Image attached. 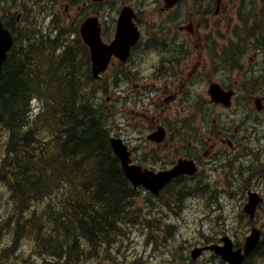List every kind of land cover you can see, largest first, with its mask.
<instances>
[{"label": "trees", "instance_id": "trees-1", "mask_svg": "<svg viewBox=\"0 0 264 264\" xmlns=\"http://www.w3.org/2000/svg\"><path fill=\"white\" fill-rule=\"evenodd\" d=\"M28 33L31 42L14 52L0 74V126L9 133L0 173L13 176L8 185L29 214L15 243H32L53 256L51 264H76L85 255L83 242L92 249L120 233L137 192L111 149L109 118L98 100L100 83L91 76L86 47L69 46L58 54L60 37ZM34 97L44 103L36 128L30 122ZM42 122L51 128L55 145L37 144ZM62 179L71 202L64 196L53 200L64 191ZM33 205L41 208L35 211Z\"/></svg>", "mask_w": 264, "mask_h": 264}, {"label": "flooded vegetation", "instance_id": "flooded-vegetation-1", "mask_svg": "<svg viewBox=\"0 0 264 264\" xmlns=\"http://www.w3.org/2000/svg\"><path fill=\"white\" fill-rule=\"evenodd\" d=\"M51 1L57 4L56 7L64 8L69 20H85L96 16L103 25L105 22L116 23L121 10L129 7L134 10L135 22L138 24H176L175 28L178 31L145 32L148 38L145 49L152 52L154 58L150 64H146V70L150 73L143 77V82L147 87L152 86L153 89L145 92L144 98L132 101L131 122L147 127L149 133L146 144L149 147L146 154L148 157L146 159L143 155L142 161L138 164L154 173H159L174 168L180 160H190L199 166L200 172L224 166L221 172L226 174L227 169L233 166L228 163L243 153L246 140L244 135L238 134L237 129L233 130L228 127V124H224L223 128L217 132H215L216 129H212L211 125L215 122L213 111H205V114H199L198 111L200 101L204 106L205 103L207 106L211 105L205 92L200 91L198 85L202 82L206 85L217 82L228 88L222 80H217L219 76L212 78L211 56L214 50L208 47L205 40L213 38L215 34L214 31H206L210 24L216 20L219 23H228L230 20V0ZM12 2H14L12 4L14 9L7 10L4 6H0V19L12 33H19L23 24L22 17L26 13L16 12L19 10L17 0H12ZM22 10L26 11V8ZM113 28L106 32L104 27L103 34L105 32L114 37ZM200 41L203 45L201 48L199 47ZM156 44L167 47L153 49V45ZM136 51H138V58L132 57V60L144 63L143 56H147L146 52L143 48ZM240 61L242 62L241 76L245 79L237 77L238 80L233 82V86L238 88V96L245 98L247 95L241 92L239 87L246 88V84L250 83V78L256 77L257 72L251 68V64L247 63L246 55L241 56ZM138 78H141V75ZM120 92L124 95L126 91L123 88L118 90V93ZM261 95L264 96V94ZM260 107L262 108L261 114H264V104ZM159 129L163 130L161 131L163 140L160 143L151 137ZM220 143L228 144L229 147L221 148ZM131 150L133 161L136 163L134 150ZM187 178L190 177H179L175 182H183ZM258 192L264 198L261 188H258ZM235 222L225 225L224 228L225 235L232 238L235 250L241 249L239 245L253 228H258L262 232L261 236L264 237V224L261 223L260 211L257 212L254 221L247 218L244 224ZM260 248L261 246L255 255Z\"/></svg>", "mask_w": 264, "mask_h": 264}, {"label": "rangeland", "instance_id": "rangeland-1", "mask_svg": "<svg viewBox=\"0 0 264 264\" xmlns=\"http://www.w3.org/2000/svg\"><path fill=\"white\" fill-rule=\"evenodd\" d=\"M232 6H237L232 3ZM247 14L252 16L254 12L259 11L261 14L264 13V1L260 0L259 4L250 3L246 6ZM238 12V8L236 9ZM236 12V13H237ZM264 18V16H259V18ZM259 18L257 20H259ZM51 22L48 21V24ZM238 23L237 19L232 21L231 24L224 26L223 28L220 27V24L215 23V33L225 32L227 29L238 28L235 32L240 33L243 31L241 28L237 27L236 24ZM68 27V25H64ZM110 24H105V27H109ZM77 24L72 23L70 24L69 30H76ZM145 29H148V24L144 25ZM166 32H173L175 31V26L169 25L167 28H164ZM220 31V32H219ZM233 34L230 35V38H233L235 35L234 30L232 31ZM227 42L228 39L223 40ZM213 47L214 48H223V42L221 39L213 40ZM262 51L259 50V56L256 57L255 65H252L253 68L260 74L264 75V50L260 47ZM223 57V55H220ZM154 56L153 53L146 57L147 64H150L153 60ZM251 58H254L251 56ZM251 62V61H250ZM235 72V71H234ZM227 72L226 70L220 72L218 75L222 78V81L226 85L233 86V82L237 81L238 78H243L241 74L237 72ZM109 72L105 77L108 82L105 84H101V94L98 96L99 102L103 105L105 111L107 112L108 119V129L109 132L112 134V137H120V133L126 130V134L121 136L124 140L127 141V144L130 146L131 149L134 150L136 164L142 161L143 155L146 156L148 153V146L147 144V137L149 135L148 128L142 125L133 124L131 122L132 118H128L130 113H121L119 106L122 104H126L125 101L127 98H123V101L117 100L113 102L112 100L117 98L115 94L112 92V83L110 80ZM212 74H210L211 76ZM259 83V82H258ZM257 83L259 88L262 87V84ZM264 83V82H263ZM200 83L198 87L201 85ZM249 84H246V87ZM133 90L132 87L126 90V94L130 93ZM206 90V89H205ZM238 102V101H237ZM249 103V102H248ZM199 105H201L202 109L199 110V114H205V107L204 104L200 101ZM129 106V110H130ZM212 105L208 104L206 110H212ZM34 111L36 113L39 111L38 103H34ZM214 111L218 112L221 115L234 114L235 110L231 112H224L214 109ZM257 116V115H256ZM120 126V127H118ZM122 127V128H121ZM253 127V125L248 126ZM122 129V131H121ZM254 132H251V136ZM8 135V134H7ZM6 137V130L0 127V143L2 148L0 147V158L3 156L4 150V142ZM148 156H146L147 159ZM8 163V162H7ZM249 163H246L248 166ZM227 177V175H226ZM64 180V179H63ZM208 178L204 180L206 182ZM65 181V180H64ZM66 183V182H65ZM248 183H243L242 185L247 186ZM253 184V183H252ZM242 185H236V181L230 179L229 184H225L224 182L219 184L216 188L218 195L212 194V200H208L205 197H202L200 190H196L192 195H187L183 185L180 187L172 188L168 192L172 194L178 195L182 192L188 196V199L182 200L179 203V206L176 204V200L169 195H165L160 200H156L153 196L150 197L149 194L144 190L141 189L139 196L135 202V209L137 216L131 217L128 221V226L118 234L114 240L105 245V246H97L94 248H89L87 244H85L86 256L80 261L78 264H186L189 262L191 251L195 248L200 241H205L206 238L204 237H212L217 238V235L222 234V229L224 228L225 221L221 217L220 213H225L228 217L231 216V210L235 208V206L229 205L230 200L235 190L229 191L230 188L236 189L240 192V188ZM200 186V185H199ZM66 189V188H64ZM229 192H232L230 197L224 198L223 196L227 195ZM165 193V194H166ZM199 193V194H198ZM0 194L3 195L4 198H10V195L5 188L4 185L0 186ZM69 194V193H68ZM177 195V196H178ZM236 195V194H234ZM69 198V197H68ZM151 198V199H149ZM236 204V198L232 197ZM239 201L241 198H239ZM220 202L223 203V206H219ZM10 203V210L7 209L10 213H6L10 218L15 211L13 202H7L2 197H0V208H2L5 204ZM218 207H222L224 210L223 212H218ZM264 210V206H263ZM21 214L20 210H17ZM239 210H237L238 215ZM264 212V211H263ZM147 215L151 218L150 222L146 219ZM20 216V215H19ZM19 216H15L9 220L15 221L16 218ZM264 216V213H263ZM230 223L231 220L227 219ZM241 220V217H237V221ZM236 223V222H235ZM2 222L0 223V229H2ZM3 231V230H2ZM6 233L8 230H4ZM0 257L3 251L6 252V255L3 258L7 260H1L0 264H49L48 258L40 254L38 250L35 249L34 245L26 243L25 246L20 247V251L17 253L16 260L12 261L13 255L16 254V251L10 252L7 248L11 242L10 237L8 234L0 232ZM211 239V238H210ZM208 261L210 264H221L218 260L211 259L209 254L204 256V259L200 264H206ZM264 264V263H263Z\"/></svg>", "mask_w": 264, "mask_h": 264}, {"label": "water", "instance_id": "water-1", "mask_svg": "<svg viewBox=\"0 0 264 264\" xmlns=\"http://www.w3.org/2000/svg\"><path fill=\"white\" fill-rule=\"evenodd\" d=\"M118 33L119 34L116 41L111 46H107L101 42L100 30L98 25L95 24V22L91 21L87 25V28L84 27L82 29V34L85 38V41L91 48L93 60V74L95 78H97L101 72L106 70L112 55L115 54L122 59H126L129 54L130 47L138 39V33L134 25L131 24V22H128L124 17L120 21ZM7 36V32L3 31V28L0 24V42L6 41ZM4 58L5 53H0V66ZM212 93L216 94L217 88H213ZM111 144L114 153L118 156L121 161L124 172L128 179H130V181H132L135 186H138L139 184L150 186V184L147 182V176H145V174L140 171L141 169L130 165V153L127 147L123 144V142L120 139L112 138ZM179 172L182 171H179V169L176 168L174 173L170 174L169 177L173 176L174 174H178ZM169 177L167 180H169ZM250 199L252 200V197ZM206 249L214 250L216 254L221 255L223 259L229 261L230 264H236L237 259H239V254L229 253L227 246L220 248L210 246ZM201 252L202 250H195L193 252V257L197 258L198 256H200Z\"/></svg>", "mask_w": 264, "mask_h": 264}, {"label": "bare ground", "instance_id": "bare-ground-1", "mask_svg": "<svg viewBox=\"0 0 264 264\" xmlns=\"http://www.w3.org/2000/svg\"><path fill=\"white\" fill-rule=\"evenodd\" d=\"M4 1V7L5 9H14L12 8V4H14V2H12V0H3ZM264 1V0H263ZM17 6H19V10L15 11L16 12H25V13H29L33 7H38L39 9H41L42 11H46L48 9L51 8V4L48 3V2H44L43 0H17ZM22 8H26V11L22 10ZM19 67V66H18ZM37 121V119H33L32 117H30V122L32 124V126L35 125V122ZM1 128H4V126H0ZM35 128H36V125H35ZM57 128L58 129H62V127L58 126L57 125ZM51 128H49L45 123H41V124H38L37 125V130L35 131L36 132V141H37V144L38 145H41V146H50L51 144L55 145L54 141H56V139L54 137H52L50 135V133L48 132V130H50ZM63 130V129H62ZM1 140V139H0ZM3 140H6V137L5 139ZM54 140V141H53ZM57 142V141H56ZM0 147L2 148L1 146V143H0ZM67 165H65V167H67ZM67 169H69L67 167ZM123 172V170H122ZM13 178V176H11L10 172H3V173H0V182L2 183H5L6 181H9ZM152 197V196H150ZM60 197L58 195H55L53 200H58ZM5 201L7 202H13L14 204V208L16 210H20L21 214L17 215L19 216L18 218L15 219V221L13 222L12 220H9L10 217L6 214V213H10L7 209L10 210V203H7L5 204L1 210H0V213H1V216L3 217V221H2V230H11V225L12 224H15V225H21L23 224L25 221L29 220L28 217H29V214L27 213L26 209L23 208V204H22V201H21V197L20 195H17V197L14 199V200H11V199H8V198H3ZM151 199V198H149ZM45 204L46 205V202H42L41 205ZM35 211H39L38 208L35 207L34 209ZM241 221L244 222L248 217L246 215H241ZM146 219L150 222L151 218L149 217V215H147ZM121 232V231H120ZM114 236L112 235V238L109 240V241H106L108 244L111 243L113 240H114ZM232 239V238H230ZM212 252V251H211ZM264 263V254H260L258 257H257V260H256V264H263Z\"/></svg>", "mask_w": 264, "mask_h": 264}]
</instances>
